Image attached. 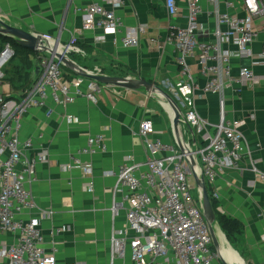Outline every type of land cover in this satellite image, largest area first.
<instances>
[{"label":"crops","instance_id":"obj_1","mask_svg":"<svg viewBox=\"0 0 264 264\" xmlns=\"http://www.w3.org/2000/svg\"><path fill=\"white\" fill-rule=\"evenodd\" d=\"M176 1L181 16L172 18L168 14L166 0H125L119 11L123 20L119 36L124 37L127 31L139 25L147 26L139 35L136 48H124L114 37H104L103 30L82 31V16L75 11L101 3L99 0L4 1L0 3V20L14 28L51 37L66 47L74 40L75 46L83 53L70 50L68 56L79 67L110 77L144 79L172 97L180 112L196 108L203 118L216 124L220 120V100L216 95L204 93L206 78L198 65V56L189 60L193 77L189 81L178 67L177 49L165 42L171 28L186 24L185 0ZM237 1V8L230 14L243 16L241 0ZM203 10L201 22L206 32L200 36V41L208 42L212 39L216 20L213 7L205 0ZM221 11H226L225 6H221ZM263 41L261 34L252 45L255 56L262 52ZM3 44L0 39V47ZM21 49L33 62L29 67L31 77L28 78L33 81L37 76L35 52ZM11 63L5 69L7 79L0 84V95L11 94L19 102L25 91H14V88L21 83V75L27 66L22 61ZM232 66L234 75L242 67H251L257 76L264 78V67L253 60H234ZM86 87L87 84L83 86L85 91ZM112 89L105 90L97 104L85 97L67 106L49 99L44 107L30 109L16 131L21 141L30 139L36 150L46 149L50 154L49 164L37 166L36 182L30 185L36 207L19 219L39 220L43 212H52L51 219L40 221V229L44 236V249L56 255L58 264H111V238L128 227V209L121 210L114 219L112 192L117 177L106 174H118L127 157L131 156L137 163L148 160L144 141L134 135L143 121L153 122L155 134L151 138L170 145H174L178 138L173 126L174 112L171 108L172 115L163 104L170 106L164 95L145 93L141 90L143 88L136 91ZM225 95L226 118L246 122L243 133L250 155L246 154L236 167L220 174L211 191L219 196L216 201L221 212L240 221L244 231L231 243L225 232L214 223L217 245L213 243L211 252L215 256L214 264H264V180L252 171L256 162L257 169L264 171V81L257 87L228 89ZM69 117L73 118L71 122ZM179 129L181 140L190 142L187 129ZM101 135L106 139V152L80 154L89 138ZM72 159L93 167L92 192L86 191L85 185L90 180L80 169L69 172L62 169V166L72 163ZM132 237L133 233L129 232V238ZM17 239V235L0 233V249L14 244ZM115 264H132L129 248L125 257L115 260Z\"/></svg>","mask_w":264,"mask_h":264},{"label":"built area","instance_id":"obj_2","mask_svg":"<svg viewBox=\"0 0 264 264\" xmlns=\"http://www.w3.org/2000/svg\"><path fill=\"white\" fill-rule=\"evenodd\" d=\"M4 1L9 0H0V3ZM99 1L101 3L75 11L82 16V31L103 30L104 37H114L124 48L138 47L139 35L147 26L139 25L127 31L124 37L119 36L123 29L119 11L124 7L125 0ZM203 1L185 0L186 24L171 28L165 42L177 49L178 67L189 81L193 80L189 60L198 56V65L206 78L203 91L219 97L220 120L213 124L203 118L196 108L181 112L179 127L187 129L190 142L176 138L174 145L151 138L155 134L152 121L141 123L134 135L144 141L148 160L137 163L130 156L118 174H106L117 177L112 192L111 211L114 219L121 210L128 209V227L111 238V264L124 258L128 248L132 264L215 262L211 252L214 241L203 210L193 199L190 178L194 175L203 177L206 187L211 189L220 174L236 167L246 154L250 155L243 133L246 122L226 118L225 93L228 89L257 87L264 81L251 67H242L234 75L232 66L234 60L249 59L264 67V41L258 56L252 51V45L261 34L264 36V0H241L243 16L230 14L231 10L237 8V0H205L213 7L216 20L212 39L208 42L200 41V36L206 32L201 22ZM222 5L225 12L221 11ZM166 7L170 17L181 16L176 0H166ZM43 37L50 42H58L51 37ZM73 41L67 47L60 42L53 46L44 44L48 50L37 45V76L31 87L22 94L21 101L13 99L11 94L0 95V233L18 236L14 244L4 245L0 249V264H58L56 255L44 249V236L40 229V221L51 219L52 212H43L39 220L19 219L36 207L30 185L36 182L37 166L49 164L50 154L46 149L36 150L30 139L21 141L16 131L30 109L44 107L49 99L55 104L67 106L85 97L97 104L101 94L112 89L111 86L66 72L67 67L55 54L65 52L68 56L70 50L82 54L83 51ZM15 55L10 43L0 47V84L6 80L5 69ZM86 84L85 91L83 86ZM72 119L69 117V122ZM107 150L106 139L101 135L89 138L80 154L94 155ZM256 163L252 171L256 177L264 180V171H259ZM76 168L90 180L85 189L92 192L93 167L79 159H72V163L62 166L67 172ZM212 195L215 200L219 199L216 192ZM129 232L133 233L132 238H129Z\"/></svg>","mask_w":264,"mask_h":264},{"label":"water","instance_id":"obj_3","mask_svg":"<svg viewBox=\"0 0 264 264\" xmlns=\"http://www.w3.org/2000/svg\"><path fill=\"white\" fill-rule=\"evenodd\" d=\"M0 36L3 38H9L15 40L17 45L31 52H35V53L37 52V48H36L37 45L43 46L45 50H48L47 46H44V44L45 45L48 44L45 43V41L42 39V36L33 34L31 32H27L22 29L14 28L8 25L7 23L3 22L2 20H0ZM55 56L65 64L68 70H70L72 73L84 79L95 81L99 84L106 86L125 89L128 91H136L141 88H144L148 93H154L156 91L161 93L162 95H164L170 107L173 109L174 112L173 126L175 130V134L178 136L181 112L177 108L172 97L164 93L161 89L157 88L152 83H149L144 79L118 78V77H110L102 74H90L85 69L79 67L73 61H71L70 58L66 56L65 52L61 54L56 53ZM194 180L197 186L202 190L203 214L205 220L209 225L214 244L217 245L216 234L213 228V223H216V216L212 207V201L207 191L205 181L203 177L199 178L197 175H194Z\"/></svg>","mask_w":264,"mask_h":264},{"label":"trees","instance_id":"obj_4","mask_svg":"<svg viewBox=\"0 0 264 264\" xmlns=\"http://www.w3.org/2000/svg\"><path fill=\"white\" fill-rule=\"evenodd\" d=\"M0 39H1L2 43H4V44L5 43H10L14 47L15 52H16V55H15V57H16L17 56V51L19 49H21L16 44V42L14 40L6 39V38H0ZM81 48L83 49V47H81ZM33 55H34V57H36V53H34ZM27 56H29L28 53H27ZM15 57H14V59H15ZM32 63L33 62L31 60H29V57H28L27 60H26V65L29 66V67H32ZM65 70H66L67 73H70L68 71V69H65ZM6 79H7V77H6ZM32 83H33L32 80L29 81L28 78H26L25 79V85L22 86L23 87L22 89L24 91H27L31 87ZM207 191H208L209 196H210L211 201H212V207H213V210H214V213H215V216H216V223L225 232V234L228 237L229 241L231 243H233L234 240L237 239V237L242 235V233L244 231V226H243V224L240 221H238L236 219L229 218L228 216L223 214L221 212V210H220V206H219L218 201H216L213 198L212 191H211V189L209 187H207Z\"/></svg>","mask_w":264,"mask_h":264},{"label":"rangeland","instance_id":"obj_5","mask_svg":"<svg viewBox=\"0 0 264 264\" xmlns=\"http://www.w3.org/2000/svg\"><path fill=\"white\" fill-rule=\"evenodd\" d=\"M26 60H27V54L25 53V51L19 49V50L17 51V56H16L15 59L12 61L11 65H12V64H15V62H17V61H22V62L24 63V62H26ZM24 64H25V63H24ZM11 65H10V66H11ZM26 66H27V65H26ZM25 70H26V72L23 73V75H21V76H22V78H21V83H19L18 86H16V87L14 88V91L22 90V88H23L22 86L25 85V81H24V79L26 78V76H27V78H30V77H31V71H30L29 66H27V68L25 67ZM141 90H144L145 93H146V90H145L144 88L141 89ZM0 91H1V89H0ZM184 131H185V129H184ZM178 140L182 141V140H181V136H180L179 134H178ZM190 185H191V192H192V196H193L194 201H195L196 204H197L198 206H200V207L202 208V210H203V207H202V190H201V189L197 186V184L195 183L194 176H192V177L190 178ZM213 228H214V230H216V228L214 227V223H213Z\"/></svg>","mask_w":264,"mask_h":264},{"label":"bare ground","instance_id":"obj_6","mask_svg":"<svg viewBox=\"0 0 264 264\" xmlns=\"http://www.w3.org/2000/svg\"><path fill=\"white\" fill-rule=\"evenodd\" d=\"M42 39L45 41L46 44H51L52 46L56 44V43H49L48 40L45 37H43V36H42ZM152 94H157L158 95L159 92L156 91V92H154ZM163 104L166 105L171 110L170 106H168L166 103H163ZM171 112H172V110H171ZM172 115H173V112H172ZM214 227H215V225H214ZM223 255H224V253H223Z\"/></svg>","mask_w":264,"mask_h":264}]
</instances>
